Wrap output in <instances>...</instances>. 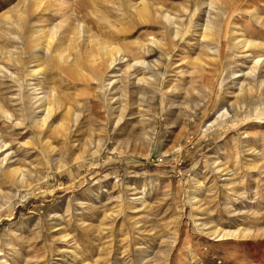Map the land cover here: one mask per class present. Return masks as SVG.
Segmentation results:
<instances>
[{"label":"rangeland","instance_id":"rangeland-1","mask_svg":"<svg viewBox=\"0 0 264 264\" xmlns=\"http://www.w3.org/2000/svg\"><path fill=\"white\" fill-rule=\"evenodd\" d=\"M141 1L163 8L175 27L129 14L127 6ZM200 1L0 0V106L13 114L8 122L0 112L9 145L0 155L9 156L0 167V264H264V85L232 76L252 69L251 56H264V0H232L218 13ZM23 9L26 22L18 21ZM207 20L216 41L199 38ZM29 25L54 36L59 50L61 37L81 25L95 41L92 52L98 41L119 45L126 62L105 77L116 89L62 74L44 51L40 61L30 58L11 41ZM149 37L160 46L146 54L139 46ZM9 52L22 65L3 60ZM136 59L153 70L130 68ZM260 72L264 79V65ZM143 75L154 83L137 93ZM30 85L55 90L61 106L70 101L79 119L67 139L34 129L41 113L30 109ZM113 98L130 109L117 125L107 112ZM8 167L25 183L8 179Z\"/></svg>","mask_w":264,"mask_h":264},{"label":"bare ground","instance_id":"bare-ground-1","mask_svg":"<svg viewBox=\"0 0 264 264\" xmlns=\"http://www.w3.org/2000/svg\"><path fill=\"white\" fill-rule=\"evenodd\" d=\"M230 1L232 0H208V1L201 0L200 3L209 7V9L212 12L217 11L216 13H218V12H221L219 8L222 6L224 7V5L226 4H229ZM219 4L221 6L217 9V5ZM36 5L37 4L35 2H31L30 9H33L34 6ZM126 9L130 11L129 14L132 13L133 17H135L138 20H143V19L148 20L150 17L151 18L153 17L155 20H159L163 22L164 25L166 26L175 27L174 18L170 14H168L166 11H164L163 8L161 7H158L154 10L149 5H147V3H145L144 1H141L136 5H131V6L128 5ZM28 17H29L28 11L24 10V12L20 13L18 21L26 22ZM17 25L18 24L12 23V26H14L15 29L19 30V27ZM85 27H86L85 25H81V28L80 29L78 28L75 35L68 34V35H64L63 37H61L62 40H64L66 47L63 44L64 47L63 49H60V50L55 48V46H53L54 40L52 38L54 36L52 37L47 36L46 35L47 33L45 34L43 29H40L39 27L37 28L35 26L33 27L31 26L26 31L22 29L23 31L22 36L20 38L18 35L14 36L11 39V41L13 42V40H16L20 43H23V45H25V48H23V50H25V52L29 54L30 58L36 59L37 62L40 61V58L38 55H36V53L44 51L51 55L50 58L54 60L56 67L61 71L62 74L67 75L68 77L78 82H82V81L84 83L93 82V84H96L98 86L99 91L109 90L113 87L116 81H111V79L106 81L105 77L106 76H109L110 78L116 77L115 73H113L112 71L115 69L117 65L126 62L124 51L117 44L114 46L112 44H108V42H105V41H98V46L96 48L97 53L92 52L91 49L92 47H94L95 41H91L92 37L87 34L88 32L85 30ZM218 35H219V32L218 30H216L215 23L211 20H207V22L204 25H202V32L200 33L199 38H202V41H214L215 37H219ZM176 36H177V31L175 30L173 32V39L177 38ZM149 39L150 40L148 44L146 43L147 44L146 46H143L142 48H140L139 46V49L146 51V54H149L150 52H152L153 47L155 48V47L160 46L159 41H157L155 38L149 37ZM207 43L208 45L210 44L209 42ZM236 43L238 47L242 49H246L248 47L247 42L242 39L241 40L238 39ZM208 45L206 46L207 49L217 55L218 50L213 51L214 48L212 49ZM71 52H73L75 57H73ZM9 53L10 54L8 56L3 54L2 59L3 60L7 59L12 62H15L17 65H22L24 60H21L19 54L17 53L13 54L11 52ZM250 58H251L250 63L251 64L253 63L252 69H250L249 72L247 73H244V72L237 73L236 72L232 76L234 77V79L237 77L246 76L247 78L249 77L251 81L256 82L255 84L259 83L260 85H264V79H261L262 74L260 72L261 65H264V56L263 55H259L255 57L251 56ZM132 64L130 68H133V66H141V67L145 66V68H147L146 66H148V68L151 67L153 70V66H154L152 63H145L144 60L142 61L138 59L134 60ZM82 66L84 67L86 66L88 70H90V75H87V73L84 71ZM4 70L5 69H3L0 66V72ZM29 73L32 75H38V73L40 72L38 69L37 70L32 69ZM9 76L11 77L12 74L10 73ZM153 83H154V78L152 77V75L150 76L143 75L137 79L138 85L137 87H133L132 90L136 91L137 93H140V92L146 93L147 92L146 90L150 89V87L153 86ZM250 85L248 83L245 84V86H247L246 87L247 91L252 92L254 88L251 87ZM30 86H31L29 88V92L31 93V96L29 97L30 98V109L38 110L39 113H41V116L35 119L33 122L34 129L38 132V134H42L46 131L47 132L56 131L60 137H62L63 139H67L74 131V128L76 127V123L79 119L78 114L75 112L74 109H72V105L69 103L70 101L68 100L69 101L67 102L68 104L61 106L63 102L62 100L59 99V93H57L55 90H50L49 92H46V93L45 91H42L41 93L40 89L37 86H33V85H30ZM113 88L116 89V87H113ZM119 89L124 90L126 93L127 87H122V88L120 87ZM41 90L43 89L41 88ZM117 100L119 99L117 98L116 100H114L113 98L111 102L107 105V108H108L107 112H108L109 118L110 119L113 118L114 120L116 119L115 125L119 124L127 115H129L128 112H130L129 111L130 109L128 108L127 105H121L119 103L117 107H115L116 104L118 103ZM61 108H63V111L65 112L64 114L65 120L64 122H61V123L59 122V124L55 125L54 124L55 120L58 117L57 115L61 112ZM0 112L3 114L4 120H8V122L12 120L13 114L11 115L7 111H5L3 108H1V106H0ZM223 114L225 115L228 114L227 110H223V113H219V115H217L215 120H213L205 128H203L202 129L203 133L207 132L209 130V127H214L217 124L216 120L218 121L219 118L221 119ZM259 121L261 123L264 122L262 120H259ZM19 124L15 123V127L19 126ZM7 146L9 145L3 142L0 136V155L6 153L7 150L9 151V148H7ZM8 158H9L8 155H5V157L0 158V167L3 164H6V162L8 161ZM5 170H4L5 171L4 173H6L5 176L8 179H10L12 182H15L16 184L20 183L21 185L25 183V178L20 169L18 168L16 169L15 167L14 168L8 167ZM192 199L196 200V197H193ZM216 233H217V230L209 231V237L213 236ZM241 233H242V236L246 235L245 231H242Z\"/></svg>","mask_w":264,"mask_h":264}]
</instances>
